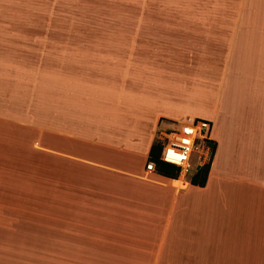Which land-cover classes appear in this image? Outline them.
Masks as SVG:
<instances>
[{
	"label": "crops",
	"instance_id": "obj_1",
	"mask_svg": "<svg viewBox=\"0 0 264 264\" xmlns=\"http://www.w3.org/2000/svg\"><path fill=\"white\" fill-rule=\"evenodd\" d=\"M251 21L232 33L221 77L203 86L205 100L174 110L173 118L162 117L212 121L214 150L203 185L145 173L161 117L152 116L139 95L127 87L121 94L117 82L100 74L92 79L45 69L39 72L46 76L45 88L31 86L22 111L3 108L7 99L0 100V210L8 217L28 216L18 196L3 192L32 193L34 199H54L45 206L37 200L31 208L46 214L33 224L38 240L65 241L50 228L56 215H88L86 224L98 229V241L59 243L70 247L48 256L37 251L27 260L201 264L196 253L143 255L109 245L102 249L100 243L264 241V19ZM70 228L68 223L63 230ZM5 245L0 242V264H24L23 250Z\"/></svg>",
	"mask_w": 264,
	"mask_h": 264
},
{
	"label": "rangeland",
	"instance_id": "obj_2",
	"mask_svg": "<svg viewBox=\"0 0 264 264\" xmlns=\"http://www.w3.org/2000/svg\"><path fill=\"white\" fill-rule=\"evenodd\" d=\"M253 19H264V0H0V100L7 99L3 108L22 111L31 86L40 89L47 84L39 72L57 68L92 79L100 74L117 82L121 94L127 87L139 95L152 116L173 118L174 110L205 100L203 86L221 77L232 33L254 24ZM188 116L193 117L183 118ZM16 192L7 189L3 196H18L29 215L8 217L0 210V242L23 250L24 264H55L27 259L37 251L48 256L70 247L59 243L98 241V229L86 224L90 216L75 213L53 217L52 233L56 238L66 236L65 241L38 240L33 224L46 214L31 208L37 200L45 206L54 199ZM68 223L71 228L63 230ZM157 243L165 250L160 251ZM100 245L143 255L196 253L201 264H264V241H102ZM166 264L193 263L174 259Z\"/></svg>",
	"mask_w": 264,
	"mask_h": 264
},
{
	"label": "built area",
	"instance_id": "obj_3",
	"mask_svg": "<svg viewBox=\"0 0 264 264\" xmlns=\"http://www.w3.org/2000/svg\"><path fill=\"white\" fill-rule=\"evenodd\" d=\"M212 128V121L197 116L160 120L156 139L161 142L162 147L158 158L177 167L176 179H186L189 174V179L186 180H190L195 169L210 159ZM193 155L195 161H192ZM145 170L148 173L156 171L155 162L148 159Z\"/></svg>",
	"mask_w": 264,
	"mask_h": 264
},
{
	"label": "trees",
	"instance_id": "obj_4",
	"mask_svg": "<svg viewBox=\"0 0 264 264\" xmlns=\"http://www.w3.org/2000/svg\"><path fill=\"white\" fill-rule=\"evenodd\" d=\"M161 147H162L161 142L158 139H155V141L152 143L150 147L148 159L153 160L155 162V170L159 174L171 178H176L178 174L177 167L174 166L173 164L163 162L158 158ZM213 150H214V144L212 146V153ZM211 156L210 159L207 162H205L202 166L198 167L197 170L194 172V174L191 176L190 178L191 183L200 184V185H203L205 183V178L209 169Z\"/></svg>",
	"mask_w": 264,
	"mask_h": 264
}]
</instances>
